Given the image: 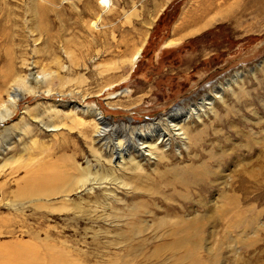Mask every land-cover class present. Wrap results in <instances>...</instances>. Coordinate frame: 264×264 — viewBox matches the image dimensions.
I'll use <instances>...</instances> for the list:
<instances>
[{
	"label": "rangeland",
	"instance_id": "374dc122",
	"mask_svg": "<svg viewBox=\"0 0 264 264\" xmlns=\"http://www.w3.org/2000/svg\"><path fill=\"white\" fill-rule=\"evenodd\" d=\"M100 1L0 0V264H264V0Z\"/></svg>",
	"mask_w": 264,
	"mask_h": 264
},
{
	"label": "bare ground",
	"instance_id": "6f19581e",
	"mask_svg": "<svg viewBox=\"0 0 264 264\" xmlns=\"http://www.w3.org/2000/svg\"><path fill=\"white\" fill-rule=\"evenodd\" d=\"M105 2H106V0H101L100 1V3H102L101 5H103L104 7L107 6ZM141 49L142 48L139 47L134 52V54L132 56V61L134 63L141 56V53H142V50ZM215 92H216V95L218 97H220L221 94H222L221 89L220 88L218 89V87L215 90ZM19 96H20V86H15V87H13V89L11 91H9V93H8V106H7V110L4 111V113L0 114V121L12 116V114L14 113V112L12 113V109L14 108V106H16V103H17V100H18V97ZM209 104H212V97L211 96H207V98H203L201 104L200 105L193 106V108H192V106L190 108L189 107L188 108H184V107H181V106L174 107L172 110H170L168 112V114L166 115V117L164 116V118H162V119H160L158 121L152 122L149 126H144L146 128L143 127V128L137 129L134 132V134H135L136 137L138 136V137L141 138V142L140 143L138 142L139 143V145H138L139 146V149L137 148L138 149V152L140 153V155H144L145 152L147 154H154V151L156 152L157 149H159L160 151H163L162 150L163 147L157 146L158 143H163L166 147H169L172 144V142H171L172 139H175V138H178V137L180 138V136L181 137L184 136L186 138L185 132L183 131V123H185V121H187L191 117H195L196 119H200L201 118V114H205V109H204L205 107H204V105H209ZM95 115H96L97 120H99V123L102 124V126L98 127V129L96 130V134H97V136H101V135L103 136L105 134V130H107L105 127L108 126V124H109L108 123V120L103 115V113L101 111H99V110H96ZM162 120H163V122H162L163 125H161V122H160ZM153 131H155V132H153ZM153 133H155V134H153ZM154 135H156L157 138H156V141H155V146L153 147V149H155V150L153 151V150H151L152 149V145H153L152 144V141L151 140L148 141V139L149 138H152ZM132 142H133V138H131L130 140H128L127 144H124L123 142H120V141H118L117 143H114V147H112V153L116 156V158H118L120 160V162H123L124 154H126V155H129L130 154L129 145H131ZM127 146H128V148H127ZM131 159L133 160V158L130 157V160ZM137 166H139V164ZM192 167L190 168V170H191V172L195 173V171H193ZM180 178H181V180L183 182H186L187 181L184 177H180ZM86 180H87V178H86ZM177 181L178 182H181L179 179ZM41 184L42 183H40V185H38V183H37L34 186L29 187L28 190L26 191V193L28 192L29 195H34L36 197L34 199H37V200H40L41 199L40 197H42V195H44V197H46L49 194L55 195L53 193H55L57 191L56 188H53V187L50 186L52 188V189H49V191L52 192V193H50L49 191L48 192L45 191L46 186L48 185V183L46 184V182H45V184H46L45 189H44V186L43 185L41 186ZM242 186H243V184H242ZM58 193H59V191H58ZM56 194H57V192H56ZM191 227H193L191 221L190 222L187 221V223H184V225L181 228H179V230H177L175 228L173 229V232L174 233H176V234L177 233H181L180 235H182L174 243V245L176 247L183 248V249L186 248V246H187L186 245V242H187L188 236L191 235L189 233H192V231H190ZM195 230H198L199 231L200 229L199 228H196ZM171 234H172V232H171ZM168 237H170V236H168ZM168 247H170V246H168ZM12 264H30V262L27 259H24V260H22V259L21 260L20 259L19 260H16V259H13L12 258Z\"/></svg>",
	"mask_w": 264,
	"mask_h": 264
}]
</instances>
